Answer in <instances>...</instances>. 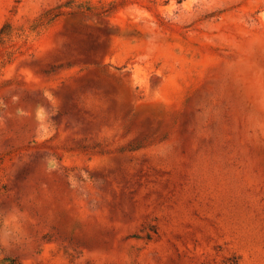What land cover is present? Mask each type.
Segmentation results:
<instances>
[{
    "label": "rangeland",
    "instance_id": "1",
    "mask_svg": "<svg viewBox=\"0 0 264 264\" xmlns=\"http://www.w3.org/2000/svg\"><path fill=\"white\" fill-rule=\"evenodd\" d=\"M0 264H264V0H0Z\"/></svg>",
    "mask_w": 264,
    "mask_h": 264
}]
</instances>
